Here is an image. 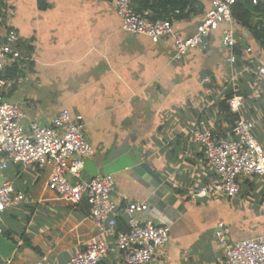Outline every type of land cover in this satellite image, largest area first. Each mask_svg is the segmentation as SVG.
I'll use <instances>...</instances> for the list:
<instances>
[{
  "label": "crops",
  "instance_id": "0c3cea01",
  "mask_svg": "<svg viewBox=\"0 0 264 264\" xmlns=\"http://www.w3.org/2000/svg\"><path fill=\"white\" fill-rule=\"evenodd\" d=\"M6 1L12 7L6 26L18 32L30 58L23 82L7 97L23 108L25 125H49L63 108L83 116L94 150L88 159L98 174L114 179L118 228L126 229L122 208L131 201L148 206L140 220L170 227L150 264H225L214 233L219 221L231 241L264 234V178L245 179L231 198L189 195L213 177L194 131H231L228 92L243 96L241 113L254 122L264 148V79L257 75L264 48L247 26L233 18L208 33L203 47L175 60L171 37L154 42L123 30L113 0H45L43 9L37 0ZM209 8L210 0H188L184 16L171 18L173 28L192 35ZM257 21L264 24V10L253 13L251 22ZM225 26L234 31V63L221 46ZM49 173L35 164H9L0 172L2 181L29 198L1 215L0 233L15 249L8 258L0 255V264H67L97 236L86 202L58 196L47 186ZM83 177L90 176L84 171ZM104 237L109 248L103 264H128L113 235Z\"/></svg>",
  "mask_w": 264,
  "mask_h": 264
},
{
  "label": "built area",
  "instance_id": "2783aa9c",
  "mask_svg": "<svg viewBox=\"0 0 264 264\" xmlns=\"http://www.w3.org/2000/svg\"><path fill=\"white\" fill-rule=\"evenodd\" d=\"M113 1L123 30L146 35L154 42L171 37L172 58L178 60L190 50L203 47L208 33L223 23H231L232 6L239 0H210V8L195 33L189 36L176 31L171 18H148L135 8L134 0ZM221 46L227 52L228 61L234 63L237 55L231 26L222 28ZM246 50L250 51L249 48ZM29 59L22 53L21 39L15 29L9 28L0 35V172L9 164L49 167L47 186L52 191L73 204L86 202L98 234L67 264H103L102 258L109 248L105 233L113 235L126 263L150 264L168 241L170 227L140 220L138 214L146 211L148 206L145 202L131 201L122 208L126 229L118 228V209L112 195L113 176L105 173L83 177L84 162L94 152L84 135L83 116L63 108L49 125L35 120L25 125L23 108L19 102L7 97L10 88L23 82V63ZM14 62L17 63L16 74H6L7 67ZM257 75L264 79V67L258 68ZM227 102L229 111L237 116L227 135L219 136L208 130L194 131L202 144V164L213 172V177L208 183L190 190L193 199L235 197L241 192L245 179L264 178V148L254 134V122L241 113L243 96L234 93ZM27 201L25 192L15 190L7 180L0 181V220L11 205ZM214 233L223 248L225 264H264V234L231 241L223 221L217 223Z\"/></svg>",
  "mask_w": 264,
  "mask_h": 264
},
{
  "label": "trees",
  "instance_id": "16d2710c",
  "mask_svg": "<svg viewBox=\"0 0 264 264\" xmlns=\"http://www.w3.org/2000/svg\"><path fill=\"white\" fill-rule=\"evenodd\" d=\"M39 8L43 9L47 7L45 0H37ZM135 8L140 11H149L145 15L148 18H172L173 15L176 17H183L184 11L188 5V0H134ZM264 10V4L262 2L246 4L242 3V0L237 1L232 6L233 18L239 21L242 25L247 26L254 38H256L261 46L264 48V24L262 21L255 23L251 22V17L255 11ZM12 7L6 0H0V30H8L6 26V19L11 15ZM178 11V12H176ZM26 51H32L31 47L26 46ZM236 51V50H235ZM237 53V52H236ZM17 72V63H11L6 70V74L15 75ZM234 94V92H228L224 102L227 104L225 108L228 110V99ZM231 126H233L236 119V115L230 112Z\"/></svg>",
  "mask_w": 264,
  "mask_h": 264
},
{
  "label": "water",
  "instance_id": "95a60500",
  "mask_svg": "<svg viewBox=\"0 0 264 264\" xmlns=\"http://www.w3.org/2000/svg\"><path fill=\"white\" fill-rule=\"evenodd\" d=\"M261 0H255V3H259ZM242 3H245V0H242ZM84 170L89 174V176H95L97 173V169L93 162L89 159H86L84 162ZM0 181H2L0 179ZM15 249V244L9 240H7L1 233H0V255L3 258H8L12 251Z\"/></svg>",
  "mask_w": 264,
  "mask_h": 264
}]
</instances>
